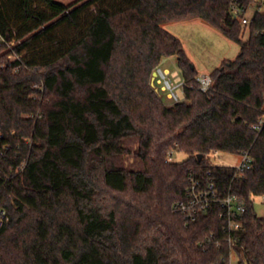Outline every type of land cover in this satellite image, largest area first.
Here are the masks:
<instances>
[{
    "label": "trees",
    "instance_id": "trees-1",
    "mask_svg": "<svg viewBox=\"0 0 264 264\" xmlns=\"http://www.w3.org/2000/svg\"><path fill=\"white\" fill-rule=\"evenodd\" d=\"M232 3L0 0V264H264V13L245 25ZM195 18L240 45L205 92L163 26ZM172 55L185 99L169 105L152 77ZM220 151L255 160L236 176ZM191 176L243 199L235 245L219 206L175 211Z\"/></svg>",
    "mask_w": 264,
    "mask_h": 264
},
{
    "label": "rangeland",
    "instance_id": "rangeland-1",
    "mask_svg": "<svg viewBox=\"0 0 264 264\" xmlns=\"http://www.w3.org/2000/svg\"><path fill=\"white\" fill-rule=\"evenodd\" d=\"M57 1L70 4L76 0ZM254 11V8L251 9L249 15H252ZM163 26L182 40L188 57L197 67L199 73L210 74L215 68L220 66L224 59H234L239 53L240 45L237 42L227 38L222 32L200 18L164 23ZM248 35L247 30L242 37L243 40H246ZM160 67L164 70L166 68L169 69L168 78H170L173 85H177L174 90L178 94L180 101L184 100V88L180 85L183 82V75L178 64V57L176 55L165 57ZM157 83L163 90L165 102L169 105L174 103L175 101L167 96L169 90L163 89V83L159 82L158 78ZM188 156L186 152L175 151L172 160L180 162L188 158ZM209 160L214 165H235L239 162L238 156L221 151L210 154ZM254 207L258 216L264 215V200L262 196L254 197ZM232 261L233 264L238 263L236 254H233Z\"/></svg>",
    "mask_w": 264,
    "mask_h": 264
},
{
    "label": "built area",
    "instance_id": "built-area-1",
    "mask_svg": "<svg viewBox=\"0 0 264 264\" xmlns=\"http://www.w3.org/2000/svg\"><path fill=\"white\" fill-rule=\"evenodd\" d=\"M233 0L231 5V11L242 22V24H249L252 15H249L251 9H255L264 13V0H257L251 9H248L242 4ZM246 14L243 15V13ZM255 12V11H254ZM158 81L163 83V89L169 90L167 96L169 99L175 102L180 101L178 94L175 92L177 85H173L170 78H168L169 72L158 68ZM199 87L202 91H207L211 88L212 77L208 73H200L197 77ZM184 88V81L180 83ZM174 152L169 153V158L172 160ZM239 162L232 165L235 168L236 176H243L251 169L254 157L250 151H244L238 155ZM263 200H264V196ZM219 206L220 217L225 219L224 232L226 234L225 239L230 246L235 245V240L232 233L243 227L242 218L246 213V205L243 199L234 193H222L219 189L218 183L213 178L202 180L190 177V185L187 188V197L185 200H181L174 205V209L177 212L182 213L187 221H194L200 214L207 213L210 209ZM213 235V234H212ZM234 252H231L230 262L233 264L232 257ZM239 264V262L237 263Z\"/></svg>",
    "mask_w": 264,
    "mask_h": 264
},
{
    "label": "water",
    "instance_id": "water-1",
    "mask_svg": "<svg viewBox=\"0 0 264 264\" xmlns=\"http://www.w3.org/2000/svg\"><path fill=\"white\" fill-rule=\"evenodd\" d=\"M157 76H158V72L156 71V72H154L153 77H152V84H154V82H155ZM198 157H199L200 159L203 158V154H199Z\"/></svg>",
    "mask_w": 264,
    "mask_h": 264
},
{
    "label": "crops",
    "instance_id": "crops-1",
    "mask_svg": "<svg viewBox=\"0 0 264 264\" xmlns=\"http://www.w3.org/2000/svg\"><path fill=\"white\" fill-rule=\"evenodd\" d=\"M162 62H163V60L161 61V63H162ZM160 68H161V67H160ZM165 70L169 72V69L166 68Z\"/></svg>",
    "mask_w": 264,
    "mask_h": 264
}]
</instances>
